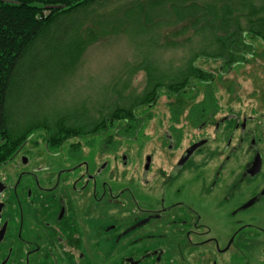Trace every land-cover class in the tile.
Wrapping results in <instances>:
<instances>
[{"label": "rangeland", "instance_id": "1", "mask_svg": "<svg viewBox=\"0 0 264 264\" xmlns=\"http://www.w3.org/2000/svg\"><path fill=\"white\" fill-rule=\"evenodd\" d=\"M128 1L130 0L99 2L58 17L53 24L44 28L42 32L40 31L31 44L21 64V69L17 73L7 107V122L10 133L14 134L15 132L28 130L26 137H31V141L24 145L22 152L31 155V158L30 163L24 165L23 160H19L17 156L0 169V173L8 175L9 179L12 180L10 186L18 184L16 181L18 171L16 172L13 168V163L17 161L23 164L25 167L19 171L26 173L33 171V167L36 166L35 163H41V154H44L41 146L45 143L44 136L46 135V131H41V129L47 123L50 125L51 121H58L67 117V121L71 120L73 123L91 116L95 120L100 114H106L113 106L123 105L126 100L131 101L126 97L129 94H139L146 85L145 72H136L134 66L143 64V67L148 69H156L158 66L159 68L156 71L160 74H176V71L194 53L200 50L205 51L206 48L208 49L205 53H211L214 44L208 45L204 35H207V31L213 28V24L219 23L223 16L229 18V22H227L229 28L238 25L244 27L248 19L256 18L255 16L249 17L248 14L264 5V0H194L206 10H203L202 7L199 10L193 8L189 10V14L192 15L189 20L184 18L177 25L167 24V27H164L161 32L156 27L148 31L145 29L142 34L138 32L139 37H136L134 33L126 37L123 35L117 37L107 35L106 33H110L111 29H118V20L114 19L117 15L115 10L113 12L112 10L116 9L117 11L119 9L118 11L123 15L126 7L123 8L122 5L128 3ZM143 1L139 7L134 9V13L130 11V20H136L140 15L138 18L139 23L146 21L147 13L156 14L154 17L150 16V20L159 19L160 17L165 20L166 17L162 14H168V17L171 18L168 9H174V5L180 7L182 3L189 0ZM162 3H167L168 7H165L166 12L164 13L163 10L161 14L160 7ZM255 13L256 16L263 15L260 10ZM133 15L135 16L133 17ZM192 19L193 21L197 20L199 24H197V27L200 28L201 26L203 30H197L196 32V30L189 28ZM163 20L160 22L164 23ZM260 51L264 53L263 46H261ZM196 65L208 71L218 66V64L208 60L205 61V59H199L196 61ZM232 81L235 83V89L233 93H229L227 90ZM127 83L129 84L128 87L123 88ZM202 89L203 86L199 87L200 95L195 99L196 103L202 99ZM213 90L215 96H222L224 102L228 101V103L235 104L237 101L232 103L230 100L239 98L240 101H244L245 105L248 104L247 109L252 104L250 102L253 99L256 101L254 104H258L264 98L263 60L256 54L253 59L248 60L244 66L234 69L228 76L215 77ZM173 101L175 100L167 98L165 95L157 99L155 106L150 109L151 119L144 123V128L140 133L142 135L139 134L142 137L138 136L136 142H126L123 141L126 138H121L123 150L129 148L132 159L136 157L133 155L138 156L140 152L136 151L137 148L142 147L144 154L149 152L152 147L160 145V143L155 142V138L156 135H160L162 131L169 128L171 112H169L168 105ZM185 102H187V105L182 115L179 116L178 123L186 125L184 135L189 130L185 114L188 113L187 111L194 101L193 103L192 101ZM262 108L264 110V105ZM75 111H78V114L80 113L79 117L74 115L76 114ZM115 131L116 129L111 130L110 134L115 135ZM90 139L91 137L80 140L71 138L61 150H65V146L73 145L78 141L80 146L86 147L91 142ZM100 140L101 138L94 137L93 145L95 147L99 146ZM220 146V144H217L212 148V152L219 150ZM205 151H200L196 156H193L186 165L185 170L181 171L182 173L174 179L173 183L186 186V194L182 196L183 200L186 199L187 194L199 192L204 187L202 192L204 198L194 201L193 205L201 216V223L208 230L209 237L219 240L223 247L227 244L228 238L238 229L237 220H242L245 223H255L264 228V202L241 214L232 216L234 209L253 196L255 191L264 185V163L261 172L254 178L241 180L240 170L243 167L242 165L239 166L230 161L219 171L223 156L217 159L210 151L208 153H205ZM91 154L95 159L100 158L97 156L96 148L94 151L92 150ZM101 158L100 160H103L108 157L104 155ZM138 161H142V158ZM51 164L53 166L54 163L51 162ZM97 164L95 163V165ZM110 167L114 170L112 165ZM115 170L117 169L115 168ZM135 174L134 172H128L127 177L125 176L126 180L123 181L127 184L125 186L122 184L134 193L140 191L139 178ZM27 175L24 174L23 179L20 181L21 184L25 185V182L30 180L24 181ZM36 178L39 179V185L41 186V176H36ZM110 178L115 179L117 176L111 175ZM195 178H198V182L194 183ZM30 181L35 182L33 176ZM194 184H201L202 187L194 186ZM36 193L38 191L34 192L31 201L35 206L34 214L39 218L38 221H41L38 225L40 236H38L37 244H35V248L38 249V247H42L41 228L46 230L47 223H50L47 218L51 217L52 212L50 209L52 206L45 205L48 202L45 200L41 203V199L38 198L41 191H39L38 196ZM192 197L193 195H191ZM13 203L12 200H7L5 209L12 212ZM111 222L114 221L111 220ZM51 224L52 226H49L47 231H54V225ZM105 226L102 227L103 230ZM99 232L100 230L95 226L87 245L77 246L73 249L78 254H84L85 259L79 264H118L119 260L121 262L124 258L130 256L132 251H137L136 249H131L132 251L124 249V246L120 244H110L102 247ZM18 233L20 232L18 231ZM78 234L80 236L79 230ZM51 235L53 238V232ZM22 237L24 238L23 235ZM15 243L21 244V241L15 242L13 240L12 244L6 247L3 246L4 250L7 247H11L13 250L7 264H14L15 257L24 256L25 252L20 248H16L19 246ZM4 250H0V260L5 256ZM39 250L35 256L36 264H56L54 258L50 257L51 251L59 253L61 258L64 256L67 259H72L69 254L64 255L65 252L58 249L53 243L43 246ZM41 252H43V256ZM89 257H92L91 261H88ZM103 258L114 261L106 262L104 260V262ZM58 264L73 263L64 260L59 261Z\"/></svg>", "mask_w": 264, "mask_h": 264}, {"label": "flooded vegetation", "instance_id": "2", "mask_svg": "<svg viewBox=\"0 0 264 264\" xmlns=\"http://www.w3.org/2000/svg\"><path fill=\"white\" fill-rule=\"evenodd\" d=\"M256 54L263 60L264 65V53L260 50H255L250 59ZM213 63L218 64L217 68L206 70L213 74L212 82L215 77L228 76L234 70L232 66L221 72V60ZM234 85L233 81L230 82L227 92L233 93ZM230 101L237 102H224L222 96H219L215 97L213 106H207L202 97L198 101V123L191 119L190 106L185 114L189 129L186 135L183 134L186 125L178 124L180 117L173 119L171 114L169 128L156 135L155 142L160 145L152 147L144 154L142 147L137 148L136 151L140 152L138 156L133 155L136 156L135 159H132L129 148L123 150L121 145V138H126L128 132L115 131L117 138L113 146L95 147L94 140L90 139L92 144L86 147L80 146L78 141L61 150L67 142L65 141L52 151L44 144L41 146L44 152L41 154V163H35L33 171L26 173L19 170L30 163L31 155L22 152L24 145L28 144L27 139L9 159L11 161L18 156L19 160H23L24 165L17 161L13 163V168L18 171V184L10 186L12 180L8 175L0 173V232L4 229L0 250H4L3 246L12 244L13 240L21 241L22 245L15 243L19 246L16 248L25 253L22 257H15L14 264H36L35 256L39 249L53 243L65 252L64 255L69 254L72 258H61L59 253L51 251L50 257L54 258L56 264L64 260L79 264L84 261V254H78L73 249L86 246L96 226L100 230L102 247L120 244L124 249L137 250H131L130 256L121 262L119 260L118 264H264L262 226L237 220L238 229L222 247L219 240L209 237L208 230L202 225L201 216L193 205L194 201L204 198V187L194 184L202 187L201 191L189 193L183 200L186 186L173 183L182 170H185L191 158L205 149V153L210 151L217 159L223 156L219 171L231 161L243 166L240 170L241 180L254 178L261 172L264 163V98L258 102L259 105L254 104V99L251 100L252 104L248 109V104L245 105L239 98ZM183 110L184 108L182 112ZM140 133L137 131L136 136L123 141L136 142L138 136L142 135ZM217 144L221 146L213 153L212 148ZM95 148L99 159L91 154ZM104 155L108 158L100 160ZM140 158L142 161L137 162ZM9 161L0 165V169ZM51 162L54 163L53 166ZM128 172L136 173L140 191L134 193L124 187L127 183L123 181L126 180ZM24 174H28L24 181L32 180L33 176L35 182L29 180L25 185L21 184ZM39 175L41 186L36 178ZM111 175L117 178H110ZM197 179H194V183L198 182ZM35 191H38L37 196L41 191L38 196L41 203L48 201L45 205L52 206L51 217L47 218L50 223H47L46 230L41 228L42 247L38 249L35 244L40 236L38 225L41 221L35 216V206L31 201ZM7 200L14 202L12 212L5 209ZM262 202L264 185L234 209L232 216ZM51 223L54 231H47L52 226ZM104 225L106 226L103 230ZM75 226L80 231V236ZM4 252L5 256L0 264H7L13 254L11 247H7ZM41 255L43 256V252ZM104 260L114 261L108 258H103Z\"/></svg>", "mask_w": 264, "mask_h": 264}, {"label": "trees", "instance_id": "3", "mask_svg": "<svg viewBox=\"0 0 264 264\" xmlns=\"http://www.w3.org/2000/svg\"><path fill=\"white\" fill-rule=\"evenodd\" d=\"M107 1L111 0H0V165L9 161L17 148L22 146L27 139L28 143L31 141V137H26L28 130L10 133L7 122V107L14 88V81L31 44L40 31L42 32L44 28L53 24L58 17L68 15L82 7ZM142 2L144 1L130 0L123 4V8L126 7L123 15L118 11L119 9L117 11L113 9L112 12L115 10L117 15L114 19L118 20V29H111V32L106 34L113 37L122 35L126 37L134 33L136 37H139V33L142 34L145 29L148 31L156 27L161 32L164 27H167V24L177 25L184 18L189 20L192 16L189 14V10L193 8L199 10L202 7L194 0L184 2L180 7L173 4L174 9H168L172 16L170 18L168 14H162L163 10L164 13L166 12L164 8L168 7L167 3H162L160 13L166 19L163 20L162 17L159 19L165 21L164 23L156 18L150 20V16H156L155 13H147V20L141 23L138 21L140 15L136 20H130V11L134 13V9L139 7ZM205 6L207 5L205 4ZM202 9L206 10L203 7ZM259 10L263 12L262 16H256L255 12ZM252 12L248 14L249 17L255 16L256 18L248 19L244 27L238 25L229 28L227 23L229 18L225 16L219 20V23L213 24V28L207 31V35H204L208 45L214 44L211 53H205L208 48L205 51L200 50L194 53L176 71V74H160L156 71L158 66L155 67L156 69L144 68L143 64L134 66L136 72H145L146 85L139 94H129L126 97L131 101L126 100L123 105L113 106L106 114H100L95 120L91 116L76 123L71 120L67 121L68 117L51 121V126L47 123L41 129V131H46L44 144L49 147V150L54 151L61 143L71 138L76 137L80 140L91 137L94 140V137H99L101 138L100 145L113 146L116 139V135L110 134L113 129L127 131L128 134L125 137L133 138L137 131L142 133L144 123L151 119L150 109L155 106L157 99L162 95L175 100L168 105L173 119L182 115V109L187 105L185 101H192V103L194 101L191 105V119L198 123L197 115L200 103H196L195 99L200 95L199 87L203 86L202 97L207 106H213L216 96L211 80L214 77L213 74L198 67L196 61L205 59V61L215 62L219 59L221 60V72H225L232 66L234 69L244 66L255 50L258 51L261 50V46L264 47V5ZM193 19L189 28L197 32L202 28L201 26L197 27L198 21H193ZM128 85L127 83L123 88H127ZM74 113L79 117L78 111Z\"/></svg>", "mask_w": 264, "mask_h": 264}, {"label": "water", "instance_id": "4", "mask_svg": "<svg viewBox=\"0 0 264 264\" xmlns=\"http://www.w3.org/2000/svg\"><path fill=\"white\" fill-rule=\"evenodd\" d=\"M0 209H1V207H0ZM3 235H4V229H2L1 232H0V241H1L2 237H3ZM3 264H5V263H3Z\"/></svg>", "mask_w": 264, "mask_h": 264}]
</instances>
